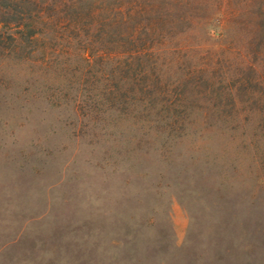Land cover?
<instances>
[{
	"label": "rangeland",
	"instance_id": "rangeland-1",
	"mask_svg": "<svg viewBox=\"0 0 264 264\" xmlns=\"http://www.w3.org/2000/svg\"><path fill=\"white\" fill-rule=\"evenodd\" d=\"M35 1L0 0V264H264V0Z\"/></svg>",
	"mask_w": 264,
	"mask_h": 264
},
{
	"label": "crops",
	"instance_id": "crops-1",
	"mask_svg": "<svg viewBox=\"0 0 264 264\" xmlns=\"http://www.w3.org/2000/svg\"><path fill=\"white\" fill-rule=\"evenodd\" d=\"M6 233H7V231H6ZM21 236H22V232L17 231L15 233L11 234V236L9 233H7L5 239H0V260H1V258H3V260L5 258L6 259L9 258L8 261L12 260L13 252L16 253L17 252L16 250H18L17 249L18 246H21L23 244ZM20 249H22V248L20 247ZM24 252H26V250H24ZM1 264H6V262L2 261Z\"/></svg>",
	"mask_w": 264,
	"mask_h": 264
},
{
	"label": "trees",
	"instance_id": "trees-1",
	"mask_svg": "<svg viewBox=\"0 0 264 264\" xmlns=\"http://www.w3.org/2000/svg\"><path fill=\"white\" fill-rule=\"evenodd\" d=\"M8 1H11L14 6H26V5H35L36 1L35 0H19V1H16V0H8ZM117 11H121V9H118ZM137 12V10H135ZM0 12L4 15L8 14L9 13V10H7L6 8H2L0 7ZM128 18L131 17L130 14H128L127 16ZM125 21V17H122V20L121 22H124ZM130 38H134L133 35L130 36Z\"/></svg>",
	"mask_w": 264,
	"mask_h": 264
}]
</instances>
